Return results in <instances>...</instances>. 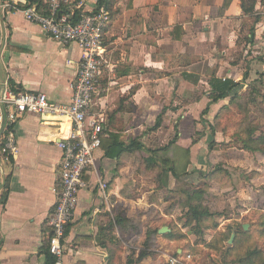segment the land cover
<instances>
[{
	"label": "crops",
	"instance_id": "0c3cea01",
	"mask_svg": "<svg viewBox=\"0 0 264 264\" xmlns=\"http://www.w3.org/2000/svg\"><path fill=\"white\" fill-rule=\"evenodd\" d=\"M44 1L0 0V82L14 92L41 93L50 103L68 104L81 51L76 44L54 41L26 20L23 10L43 11ZM97 2L61 0L60 14L73 20L98 9ZM223 2L109 0V9L102 6L110 15L104 43L111 70L104 73L89 112L105 117L102 145L95 154L105 196L90 171L66 226L65 264H108V240L100 230L112 202L129 212L138 210L141 214L135 220L175 219L177 210L166 198L176 181L168 173L160 175V182L157 167L138 162L153 152L171 161L175 172L201 171L195 163L207 156L206 140L203 135L194 140L193 124L198 125L199 113L210 101L209 80H234V70L240 68L238 39L249 38L251 29L254 41L247 43V49L264 48V1L256 4L253 15L242 13L240 0H232L225 10ZM248 59L251 68L259 64ZM238 79L234 81L242 76ZM14 127L18 153L7 163L0 159V264H52L47 253L48 222L57 201L62 161L53 140L67 138L69 130L39 115H26ZM164 127L166 133L177 132V139L167 147L150 148L149 132ZM112 139L134 145L119 159L106 158ZM134 142L142 148L135 150ZM175 154L187 159L183 170L175 165Z\"/></svg>",
	"mask_w": 264,
	"mask_h": 264
},
{
	"label": "rangeland",
	"instance_id": "374dc122",
	"mask_svg": "<svg viewBox=\"0 0 264 264\" xmlns=\"http://www.w3.org/2000/svg\"><path fill=\"white\" fill-rule=\"evenodd\" d=\"M243 38L245 37L241 36L238 39V41L240 40V49L237 62L240 63V68L234 70L236 74L233 79L236 80L238 75L244 74L246 62L251 60L248 57H252V60L259 64L255 63L252 68L250 67L249 77L241 86V97L231 103L229 100H224L219 101L215 104L216 106H209L207 114L202 117L200 113L203 110L200 111L198 125L193 124L196 133L194 140L197 141L196 138L203 135L207 149V156L201 164H198L195 159V164L201 170L199 172L206 175L204 179H199L198 187L207 190L209 194L207 205L214 215L208 221H201L199 228L192 231L184 226L186 209L178 202H174V205L172 202L170 203L177 210L176 220L170 219L166 223L135 220L138 213L141 214L138 210L129 212L122 204L112 202V207L107 213L108 218L113 221L117 213H119L118 215L122 213L128 220H132L131 224L140 225L138 228L130 227L129 221L121 227H118L116 223L113 224L112 231L115 235L116 245L121 247L114 264H130V261L136 264L135 260L138 253L144 248L143 241L150 227L156 229L167 227L170 230L169 233L173 232L176 234L175 236L181 235L182 237L169 240L165 238L166 234L158 235L157 233L153 247L149 248L155 257L146 258L137 264H169V260L172 258H181V264H235L231 263L229 258L224 259L223 252L228 248H233L235 240L233 228L238 226L242 228L243 225L248 227L245 231L248 234V244L263 246L264 251V238L259 236L256 230L257 224L263 216L261 213L264 214V205L258 206L262 201V195H264V155H251L242 149V141L246 140L249 131L253 130L255 137L264 136V61L262 59L264 58V48L259 46V50L255 45V49H251V52L250 49H247V41H244ZM209 126L213 127V131L209 129ZM167 131V128L164 127L149 132V135L153 134V139L147 145L152 149L170 145L174 133L169 134L166 133ZM209 145H212V148L209 149ZM159 154L165 156L166 151L161 150ZM176 155H173L175 156L173 161L179 169L183 170L182 167L187 159L181 154ZM160 159L167 160L163 157ZM166 165L174 164L168 160ZM190 172L176 173L184 174L185 180L191 183L192 180L189 178L193 179L196 176ZM230 175L235 181L233 184L229 179H223ZM147 177L150 178L149 173ZM152 179L154 180V177ZM149 216L151 215L149 214ZM197 231L200 232L199 235L195 234ZM232 234H234V238L229 243ZM246 248L247 243L239 248V253Z\"/></svg>",
	"mask_w": 264,
	"mask_h": 264
},
{
	"label": "built area",
	"instance_id": "2783aa9c",
	"mask_svg": "<svg viewBox=\"0 0 264 264\" xmlns=\"http://www.w3.org/2000/svg\"><path fill=\"white\" fill-rule=\"evenodd\" d=\"M4 7L11 9L9 5ZM44 7L43 11L35 7L24 9L26 20L54 41L76 44L81 51L79 69L71 86L72 97L68 104L50 103L44 94L14 92L0 82V159L7 163L17 155L14 126L26 115L51 118L68 128L67 138L53 140L62 153V161L57 201L48 222L51 236L47 247L52 264H65L66 226L74 216L80 191L85 188L84 178L90 171L96 174L98 189L105 196L106 184L99 179L95 167L105 117L90 114L89 110L104 73L111 70L104 43L110 15L99 7L72 20L60 14L61 0H45ZM180 259L172 258L169 264H181Z\"/></svg>",
	"mask_w": 264,
	"mask_h": 264
},
{
	"label": "trees",
	"instance_id": "16d2710c",
	"mask_svg": "<svg viewBox=\"0 0 264 264\" xmlns=\"http://www.w3.org/2000/svg\"><path fill=\"white\" fill-rule=\"evenodd\" d=\"M78 1V0H76ZM241 1V10L244 15H253L255 13V6L257 3L262 4L264 0H240ZM232 0H224L222 4V10L227 9ZM104 6L106 9H109V0H98L97 2V8ZM77 13L74 15L76 16ZM256 20V18H255ZM257 21V20H256ZM250 37L243 38L244 41H247V43L252 44L254 41V32L251 29L249 31ZM248 71H250V61L246 62V68L245 72L242 75V80L239 82H236L232 79L229 78H223V79H218V78H211L209 80V87H210V92H209V103L207 104V107L204 111L201 113V117L205 114H207L209 106L213 105L215 103H218L219 101H224V100H229V103L235 101L239 97H241L240 91H241V86L245 84V82L248 79ZM249 85V84H248ZM159 118L156 121L155 128L159 127ZM154 128V129H155ZM153 129V130H154ZM209 129L213 131V127L209 126ZM102 135V134H101ZM100 135V138H101ZM246 140L242 141V149L245 151L249 152L251 155H264V136H253V130L249 131L248 134L246 135ZM177 139V132H175L174 139L170 142V145L174 143V141ZM135 146V150H140L142 148V145L139 144L138 142ZM102 145V142H101ZM131 145L133 146L134 144H129L125 145L123 143L118 142L115 139H112L107 146L105 150V156L106 158L110 159H119L120 155L123 153H128L130 152ZM212 148V145H209V149ZM134 150V151H135ZM168 160H161L157 156L151 153V155L145 159L140 160L139 164L140 165H145L146 167H157L159 169V181L161 182L160 175L163 174H170L176 181L175 187L171 190L168 191V195L166 198L171 199L172 203L174 205V202H178V204H181L185 209H186V218L184 222V226L186 228L191 229L194 231L195 228H199V224L204 222L205 220H210L212 216L214 215L213 212L208 208V199H209V194L207 190L199 188L198 183L199 179H204L205 174L194 170L192 174L196 176L195 180H192V182H188L184 178V174H177L175 172V169L173 166H167L166 163ZM223 179H229L230 183L233 184L235 181L233 179V176L230 175L229 177H223ZM196 181V182H195ZM198 181V182H197ZM232 181V182H231ZM194 182V183H193ZM159 184V182H157ZM262 201L258 206L264 205V195H262ZM117 213L113 221L108 218L107 221H105L103 227H101V233L105 235V238L108 240L107 244L105 243V248L107 249L108 253V264H114L117 260V255L119 254L121 247L116 245V240H115V235L113 233V224H117L118 227L123 226L125 222L130 224V227H140L139 224H131L132 220H128L125 216L121 213V215H118ZM262 218L259 220V224H257L256 230L258 231L259 236L264 238V214L261 213ZM129 221V222H128ZM150 220H147L146 222H149ZM155 218H152V222H155ZM231 229V228H228ZM234 233H235V240H234V245L233 248H228V250H225L223 252V257L224 259L229 258L231 263L235 264H264V251H263V246H259L257 244L254 245H249V239H248V234L243 231L241 226L235 227ZM232 229V230H233ZM158 232V229L154 227H150L149 230L146 232V238L143 241L144 248L138 253V256L135 260L136 264L142 262L144 259L149 258L154 256V254L151 252V248L153 247V242H155V236ZM195 234H200L199 231H197ZM176 234L171 232L166 234L165 238L172 240V239H177L181 238L182 236L178 235L175 236ZM247 243V248L239 253V248H242L243 245ZM150 248V249H149ZM48 253V252H47ZM155 257V256H154ZM130 264H134V262L130 261Z\"/></svg>",
	"mask_w": 264,
	"mask_h": 264
},
{
	"label": "water",
	"instance_id": "95a60500",
	"mask_svg": "<svg viewBox=\"0 0 264 264\" xmlns=\"http://www.w3.org/2000/svg\"><path fill=\"white\" fill-rule=\"evenodd\" d=\"M247 228H248L247 225H243L242 226L243 231H247ZM169 232H170V230L167 227H163V228L158 230V235H165V234H167ZM233 238H234V234L231 235L229 243L232 242Z\"/></svg>",
	"mask_w": 264,
	"mask_h": 264
}]
</instances>
